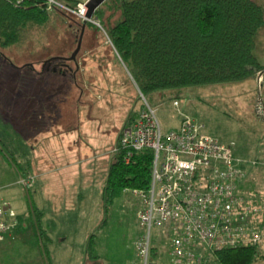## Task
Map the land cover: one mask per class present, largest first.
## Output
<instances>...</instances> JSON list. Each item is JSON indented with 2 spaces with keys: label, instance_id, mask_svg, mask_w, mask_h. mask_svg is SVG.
<instances>
[{
  "label": "rangeland",
  "instance_id": "1",
  "mask_svg": "<svg viewBox=\"0 0 264 264\" xmlns=\"http://www.w3.org/2000/svg\"><path fill=\"white\" fill-rule=\"evenodd\" d=\"M254 1L264 8V0ZM60 13L51 12L46 26L27 28L18 44L0 48V200L15 210V250L5 261L17 263L19 253L22 263L133 264L144 200L125 192L107 209L104 189L119 136L144 100L106 29L96 25L83 33L77 20ZM82 33L72 71H48V62L72 56ZM254 54L264 64V26ZM146 98L164 133L190 118L235 157L257 162L247 166L242 191L264 202V113L256 77L165 89ZM23 180L33 185L26 188ZM35 207L53 239L49 261L35 231ZM153 232V245L167 251L168 230ZM93 235L95 259L87 254ZM260 246L257 264H264Z\"/></svg>",
  "mask_w": 264,
  "mask_h": 264
},
{
  "label": "trees",
  "instance_id": "2",
  "mask_svg": "<svg viewBox=\"0 0 264 264\" xmlns=\"http://www.w3.org/2000/svg\"><path fill=\"white\" fill-rule=\"evenodd\" d=\"M62 1L76 6L82 0ZM51 17L41 0L21 5L16 0H0V48L18 44L27 28L46 26ZM71 17L77 20L78 31L84 25L97 28ZM96 17L145 96L165 89L244 80L264 71L254 54L257 34L264 26V8L254 0H108ZM124 154L116 152L109 172L104 189L107 209L125 192L148 190L152 182L154 151L136 152L130 164L125 163ZM33 212L35 231L49 261L52 238L42 228L43 213L37 207ZM94 237L87 249L93 259ZM217 256L223 264H256L262 255L259 246H244L219 251Z\"/></svg>",
  "mask_w": 264,
  "mask_h": 264
},
{
  "label": "built area",
  "instance_id": "3",
  "mask_svg": "<svg viewBox=\"0 0 264 264\" xmlns=\"http://www.w3.org/2000/svg\"><path fill=\"white\" fill-rule=\"evenodd\" d=\"M26 0H16L23 4ZM50 12L60 11L83 23L102 27L88 18L87 1L71 6L62 0H41ZM260 87L259 111L264 113V71L256 76ZM144 105L122 131L116 152L133 155L154 151L152 182L148 190L127 191L140 196L143 231L136 242L133 264H223L219 251L264 243V202L244 195L247 166L257 165L235 157L232 148L206 135L194 120L186 118L179 129L164 133L156 111L139 90ZM176 104L178 102L176 101ZM27 187L32 181H22ZM15 210L0 200V242L15 226ZM166 228L167 251L153 245L154 229ZM257 264V262H256Z\"/></svg>",
  "mask_w": 264,
  "mask_h": 264
},
{
  "label": "crops",
  "instance_id": "4",
  "mask_svg": "<svg viewBox=\"0 0 264 264\" xmlns=\"http://www.w3.org/2000/svg\"><path fill=\"white\" fill-rule=\"evenodd\" d=\"M13 234H14V230H11L10 233L7 235L5 241L0 242V253L3 254L1 259H0V264H36V262L22 263L19 253H18L19 257H18L17 263H15L14 259L10 260L9 258H6V261H5V256L8 255V252L10 251V249H12V251H10V253L13 252V250H15V248H13V246H12L14 243ZM52 241H53V239H52Z\"/></svg>",
  "mask_w": 264,
  "mask_h": 264
},
{
  "label": "water",
  "instance_id": "5",
  "mask_svg": "<svg viewBox=\"0 0 264 264\" xmlns=\"http://www.w3.org/2000/svg\"><path fill=\"white\" fill-rule=\"evenodd\" d=\"M107 1L108 0H88V3H87V7L89 9L88 18L91 19L93 17H96V12ZM85 29H86V25H84V27H83V33H84ZM83 33H82V35L80 37V40H79L77 49L75 50V52L72 54V56L68 60H70V61H76L77 56H78V54H79V52L81 50V47H82ZM132 79H133V77H132ZM135 84H136V82H135Z\"/></svg>",
  "mask_w": 264,
  "mask_h": 264
},
{
  "label": "flooded vegetation",
  "instance_id": "6",
  "mask_svg": "<svg viewBox=\"0 0 264 264\" xmlns=\"http://www.w3.org/2000/svg\"><path fill=\"white\" fill-rule=\"evenodd\" d=\"M58 60H53L47 63V69L50 71L53 68V71L64 73V71H72L70 67L69 58L59 57Z\"/></svg>",
  "mask_w": 264,
  "mask_h": 264
}]
</instances>
